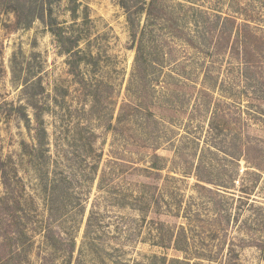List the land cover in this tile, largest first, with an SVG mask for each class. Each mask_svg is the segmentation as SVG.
<instances>
[{"label": "rangeland", "instance_id": "374dc122", "mask_svg": "<svg viewBox=\"0 0 264 264\" xmlns=\"http://www.w3.org/2000/svg\"><path fill=\"white\" fill-rule=\"evenodd\" d=\"M0 264H264V0H0Z\"/></svg>", "mask_w": 264, "mask_h": 264}, {"label": "trees", "instance_id": "16d2710c", "mask_svg": "<svg viewBox=\"0 0 264 264\" xmlns=\"http://www.w3.org/2000/svg\"><path fill=\"white\" fill-rule=\"evenodd\" d=\"M25 250H26L25 248H22L19 252H16V256L15 257L16 258L20 257V254H22L21 251H25Z\"/></svg>", "mask_w": 264, "mask_h": 264}]
</instances>
